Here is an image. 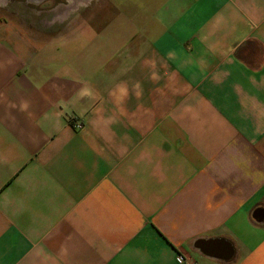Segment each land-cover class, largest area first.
<instances>
[{
  "label": "crops",
  "instance_id": "1",
  "mask_svg": "<svg viewBox=\"0 0 264 264\" xmlns=\"http://www.w3.org/2000/svg\"><path fill=\"white\" fill-rule=\"evenodd\" d=\"M122 1L0 22V264H264V0Z\"/></svg>",
  "mask_w": 264,
  "mask_h": 264
},
{
  "label": "rangeland",
  "instance_id": "2",
  "mask_svg": "<svg viewBox=\"0 0 264 264\" xmlns=\"http://www.w3.org/2000/svg\"><path fill=\"white\" fill-rule=\"evenodd\" d=\"M117 1L93 0L65 14L69 0H4L0 3V22L9 21L19 29L35 32V43L39 45L57 40L53 45L63 46L64 37L72 30L110 28L98 16L109 14L111 17L117 12Z\"/></svg>",
  "mask_w": 264,
  "mask_h": 264
},
{
  "label": "built area",
  "instance_id": "3",
  "mask_svg": "<svg viewBox=\"0 0 264 264\" xmlns=\"http://www.w3.org/2000/svg\"><path fill=\"white\" fill-rule=\"evenodd\" d=\"M71 123L75 129H79L82 127V123L77 118H72ZM177 262L178 264H199L191 257L185 256L183 254L177 255Z\"/></svg>",
  "mask_w": 264,
  "mask_h": 264
},
{
  "label": "bare ground",
  "instance_id": "4",
  "mask_svg": "<svg viewBox=\"0 0 264 264\" xmlns=\"http://www.w3.org/2000/svg\"><path fill=\"white\" fill-rule=\"evenodd\" d=\"M2 1L4 0H0V3H3ZM79 1L78 5L76 6V3ZM93 0H69V5L66 8V13L68 14V12L70 11H74L77 8H79L81 5H89L90 2ZM14 2V1H13ZM42 3V2H41ZM49 21V20H48Z\"/></svg>",
  "mask_w": 264,
  "mask_h": 264
},
{
  "label": "flooded vegetation",
  "instance_id": "5",
  "mask_svg": "<svg viewBox=\"0 0 264 264\" xmlns=\"http://www.w3.org/2000/svg\"><path fill=\"white\" fill-rule=\"evenodd\" d=\"M79 1L76 3V6L78 5Z\"/></svg>",
  "mask_w": 264,
  "mask_h": 264
}]
</instances>
